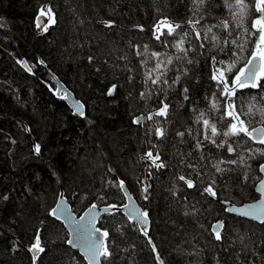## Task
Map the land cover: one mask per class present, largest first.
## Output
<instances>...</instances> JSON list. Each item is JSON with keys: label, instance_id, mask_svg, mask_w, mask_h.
Listing matches in <instances>:
<instances>
[{"label": "trees", "instance_id": "trees-1", "mask_svg": "<svg viewBox=\"0 0 264 264\" xmlns=\"http://www.w3.org/2000/svg\"><path fill=\"white\" fill-rule=\"evenodd\" d=\"M246 3V14L234 20L220 0H212L201 21H229L230 37L223 29L213 32L244 44L243 51L229 46L239 56L237 68L255 46V37H245L243 28L251 29L260 15L251 0ZM42 7H51L55 14L56 22L49 23L47 31L36 26ZM192 7L191 0H0V264H87L68 245V231L51 210L61 190L77 214L94 203L121 205L126 199L118 187L121 180L149 214L151 228L146 237L123 212L104 213L98 227L109 232L112 264H159L149 238L164 264H264V224L229 214L220 202L258 197L255 185L264 156L248 159L250 167L222 164L231 170L217 172L212 167L217 160L236 156L208 141L201 149L195 147L194 137L203 127L196 123L200 112L218 129L228 123L220 119L226 98L211 79V57L225 64L234 57L212 42L198 47L186 25ZM165 18L183 25L178 32H189L185 46H196V53H189L191 64L174 59L167 73L171 86L148 95L153 86L144 83L145 72L156 63L151 53L182 55L172 47L178 37L168 36L166 29L160 41L154 38L153 26ZM138 50L143 55L138 56ZM177 75L179 81L172 84ZM233 75L228 74L230 84ZM56 77L84 102V116L73 113L56 94ZM260 84L237 89L232 97L237 110L246 112L249 102L257 108L264 105V80ZM113 85L115 91L108 95ZM214 95L219 111L212 108ZM161 100L170 105L167 120H148ZM140 114L144 120L134 123ZM243 118L252 127L261 124L258 112ZM157 126L166 129L163 138L155 135ZM179 131L184 137L176 135ZM228 139L236 147L234 141L240 138ZM247 148L264 145L249 142L236 150L247 159ZM148 151L153 156L159 152L165 167L157 169L144 158ZM180 175L192 178L196 186L188 188L178 180ZM209 184L216 198L204 191ZM219 219L224 224L218 241L211 225ZM37 235L45 251L33 260L29 249Z\"/></svg>", "mask_w": 264, "mask_h": 264}, {"label": "snow or ice", "instance_id": "snow-or-ice-1", "mask_svg": "<svg viewBox=\"0 0 264 264\" xmlns=\"http://www.w3.org/2000/svg\"><path fill=\"white\" fill-rule=\"evenodd\" d=\"M192 9V18H189L186 21V25L189 27L190 31L194 34V38L196 41H199L198 47L200 49L206 48L205 41L212 42L213 46L216 47L219 51L223 52L225 48L228 49L229 52H232L233 59L225 64L223 61H218L215 56H212L213 62V70L211 74V79L216 81L217 87L220 90V95L226 98V104L224 105V111L220 117L221 120L227 119V126L223 129H218L217 124L211 122L209 119L205 118V113L200 112V114L196 117V123H202V132H198L197 136L194 137L196 139L195 147L197 149H201L203 141H208L212 146L217 149L226 148L227 153L236 156L234 159H219L217 160L212 167L215 168L217 172L230 171L231 169L221 168L220 165L228 164V165H245L246 167H250L247 164L248 159H252L256 154L260 156H264V149H253L247 148L246 151L249 153L247 159L243 152L237 153L236 148H243L244 145L249 142H253L256 144L264 145V105H261L257 108L255 103L249 102L247 111L237 110L235 102L232 100V97L236 96L237 89L244 88H260V81L264 80V0H251V7L255 12H258L260 15L253 19L251 29L243 28V34L245 37L252 36L255 37L254 48L249 53V58L243 66L237 68L236 65L239 61L238 54L233 50L230 45H235L237 49L240 51L244 50V44L238 43L236 39H222L220 36L216 35L213 32L214 28L223 29L228 33L230 37L232 34L229 31L230 24L228 20H222L218 24L208 25L202 24L201 21L205 19L206 9L211 5L212 0H191ZM220 4L227 8L231 13L233 19L235 20L238 16L243 17L246 14V11L249 9V4L246 3V0H220ZM201 13L202 15H197ZM46 16L50 23L55 24V14L53 13L51 7L40 9V15L36 18L37 27H41V19L40 17ZM107 27H111L112 23L110 21H103ZM200 26L199 28L197 26ZM183 25L180 23H175L167 18L162 19L157 22L153 26V35L157 41L161 40V36L165 35V29L167 30L168 36L178 37L175 42L172 44L177 51V53H181L182 55H176L174 58L167 53L160 52H152L151 56L155 58V65L148 69L145 72V80L144 83L148 84L149 82L153 86V89L149 90L148 95L157 94L159 92H163L164 88L170 87L169 78L167 77V73L169 71L168 66L174 63V59L176 61L183 60L184 62L191 64L193 63V59L189 57V53H196V46L186 47V39L189 36L188 31L178 32V30L182 29ZM236 27H243L242 24L237 23ZM44 31L48 30V26L45 25L43 28ZM143 31V28L140 29ZM254 30V31H253ZM211 34V35H209ZM167 41H163L162 44L167 46ZM145 50H147V46H145ZM138 56L143 55L139 50L136 53ZM163 55V59L161 56ZM28 71H31V68L28 67L27 62H21ZM42 63V62H41ZM143 64H147V59L142 61ZM219 65V66H217ZM177 72L180 71L179 68L176 69ZM234 73L231 79V84L229 83L228 74ZM179 76H175L172 78V84H175L179 81ZM115 85L109 90L108 95H112L115 91ZM184 93L188 92L187 88L183 89ZM141 97H146V93L141 92ZM66 98V93H65ZM185 99L188 97L185 95ZM256 98L253 97L252 100ZM264 99V98H262ZM81 106L77 105V111ZM220 105L216 102L215 95L212 101V108L217 111L220 110ZM169 103L164 100L160 101L157 109L149 116H147L148 120H153L154 117H162L164 120H167L169 115ZM195 111V109H194ZM259 113L261 116V126L260 127H252L250 126V120H245L243 117H253L256 113ZM81 115L83 113H80ZM144 117L138 116L134 118V123H141ZM188 133H192V129H187ZM166 129L163 126H157L155 128V135L158 138H163L165 136ZM179 137H184L185 132L179 131L176 133ZM202 135L203 139H199L198 137ZM239 137L234 141L236 147L233 146V142H230L228 138ZM219 138V142H218ZM155 147V145H153ZM35 151L37 153L40 152V145L35 146ZM146 159H149L157 169L165 167L159 152L155 156L151 151H148L145 154ZM188 167H192V165H188ZM259 171L264 172V164H260ZM198 175V174H197ZM178 180L184 182V184L188 188H194L195 182L192 178L186 177L184 175H180L177 177ZM214 183V181L212 182ZM119 189H121L125 196H129L127 189L125 188L124 181H119L118 183ZM147 192V188L144 189ZM205 192L210 193L211 195H215L213 191L212 185L209 184L204 188ZM261 191H264V180L261 181ZM147 199V196L144 197ZM3 199H8L7 196H4ZM103 199V197H101ZM129 200L131 201V197L129 196ZM126 209L128 205L124 206ZM110 208H118L117 205L113 204L104 209L105 212H109ZM97 205L92 204L91 207L84 213L82 217H80V222L77 223L73 227V235L76 237V241L68 240L67 243L73 245L74 247H80L83 250L84 258L87 260V264H112L111 258L113 256V251L110 247L108 238L109 232L107 229H102L96 227V222L98 218V214L96 213ZM230 211H236L242 216L250 217L260 223L264 224V203L247 205L243 208L238 209H230ZM51 215L60 218L62 215V210L58 205L57 208L53 209ZM126 215L129 220L133 221L135 224H139L141 226V230L143 231L144 236H148V231L144 228V225L147 223L148 213L146 211H140L138 208H133L130 211L126 212ZM86 221V223H85ZM223 227L222 223H217L213 232L215 233V239L221 240L220 229ZM149 244L153 253H155V259L159 262V264H164V261L160 258L159 252L157 251L156 245L149 238ZM33 253V260L37 259L40 253H43L45 249L41 246L40 236L37 235L35 237V242L32 244L29 249Z\"/></svg>", "mask_w": 264, "mask_h": 264}, {"label": "water", "instance_id": "water-1", "mask_svg": "<svg viewBox=\"0 0 264 264\" xmlns=\"http://www.w3.org/2000/svg\"><path fill=\"white\" fill-rule=\"evenodd\" d=\"M39 15L40 14H38L37 17ZM40 19H41V22H42L40 28L43 29L44 26L48 24V19H47L46 16L40 17ZM36 23H37V20H36ZM56 80H57V84H56V94L58 96H62L63 97L66 105L68 106V108L73 113H75L78 116H84V114L86 112V106H85L84 102L79 97H77L76 94L60 78L56 77ZM65 93H66V98H65ZM77 105H80L81 106L79 108V111H77ZM80 113H83V114L81 115ZM138 116H142L143 117V115H141V114L138 115ZM138 116H136V117H138ZM260 126H261V124L256 125V126H253V127H260ZM261 164H264V162H262ZM259 173H260V176L261 177H260L259 181L255 185V192L259 196L256 199L248 200V201H245V202H242V203H235V202H231V201L226 200V199H221L220 202L223 205H225L226 211L229 214H233V215H236V216H239V217H242V218H245V219H248V220L257 222V223H260L259 221H256V220H254V219H252L250 217L242 216L239 213H237L236 211H230V209H238V208H243V207H245L247 205L264 203V191H261V181L264 180V172H260L259 171ZM124 184H125V188L127 189V192L129 194V196L131 197V201L129 200V196H125L126 197L125 202L123 204H121V205H117L118 208H110L109 209V212L110 211H114V210H119V211L123 212L126 215V212L132 210L133 208H138L140 211H145L143 209V207L135 199V197L132 195V193L129 191V188L127 186V183L124 182ZM209 195L211 197H213V198H216V194L215 195H211L209 193ZM94 204H96V203H94ZM58 205L60 206V208L62 210V215H60V218L58 220H60L63 223L64 227L68 231V235H69L68 240H73L75 242L76 241V237L73 235V231H72L73 230V227L77 223L80 222V217H82L84 215V213L88 210L89 207H91L92 204L89 205L88 207H86L80 214H77V213H75L72 210L71 205H70V202H69L67 196L65 195L64 191L61 190L60 193H59V195H58V198H57V200H56V202H55V204H54V206L52 208V210L55 209V208H57ZM96 205H97L96 213L98 214V218H97V222H96V227H98V221H99V219L101 218V216L104 213H107V212L104 211V209L106 207H109L110 204H96ZM125 205H128V208L127 209L124 207ZM52 210H51V212H52ZM55 218H57V217H55ZM85 223H86V221H85ZM217 223H222V225L224 224V222H223L222 219H219V220L213 222L212 225H211L212 232H213L214 226ZM137 225H138L139 229L141 230V226L139 224H137ZM144 228L147 231H149L150 228H151V218H150L149 214L147 216V223H146V225H144ZM222 228L220 229V231L222 230ZM68 245L72 249L77 250L84 257L82 248H80V247H74L73 245H70V244H68ZM86 262H87V260H86Z\"/></svg>", "mask_w": 264, "mask_h": 264}, {"label": "rangeland", "instance_id": "rangeland-1", "mask_svg": "<svg viewBox=\"0 0 264 264\" xmlns=\"http://www.w3.org/2000/svg\"><path fill=\"white\" fill-rule=\"evenodd\" d=\"M160 20H162V19H160ZM160 20H159V21H160ZM48 22L50 23V21H49V20H48ZM48 25H49V24H48ZM55 90H56V88H55ZM89 120H90V119H89ZM100 149H101V147H100ZM101 151H102V150H101ZM102 152H103V151H102ZM63 182L65 183V181H63Z\"/></svg>", "mask_w": 264, "mask_h": 264}]
</instances>
